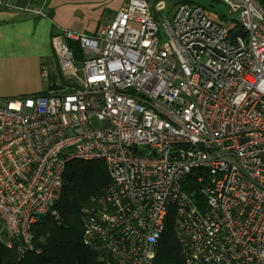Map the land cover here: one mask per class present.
<instances>
[{"label": "built area", "instance_id": "built-area-1", "mask_svg": "<svg viewBox=\"0 0 264 264\" xmlns=\"http://www.w3.org/2000/svg\"><path fill=\"white\" fill-rule=\"evenodd\" d=\"M219 2L223 20L128 0L92 33L52 35L54 86L0 102V244L38 252L67 162L102 160L82 242L104 264H152L170 213L184 264H264V8Z\"/></svg>", "mask_w": 264, "mask_h": 264}, {"label": "trees", "instance_id": "trees-1", "mask_svg": "<svg viewBox=\"0 0 264 264\" xmlns=\"http://www.w3.org/2000/svg\"><path fill=\"white\" fill-rule=\"evenodd\" d=\"M152 1L155 4L163 0ZM256 1L264 8V0ZM218 18L223 20L224 14ZM68 44L80 61L83 55L77 43L68 41ZM63 177L65 185L54 205L56 214L42 216L32 227L33 245L38 252L17 255L0 244V264H104L99 253L83 244L82 236L83 208L92 195L100 193L110 183L105 163L102 160H71L65 166ZM152 264H184L172 213L165 219Z\"/></svg>", "mask_w": 264, "mask_h": 264}, {"label": "crops", "instance_id": "crops-1", "mask_svg": "<svg viewBox=\"0 0 264 264\" xmlns=\"http://www.w3.org/2000/svg\"><path fill=\"white\" fill-rule=\"evenodd\" d=\"M128 0H0V68L15 69L42 80L45 92L58 76L50 39L62 30L92 33L110 22ZM46 66V81L41 75ZM22 91L0 92L10 98Z\"/></svg>", "mask_w": 264, "mask_h": 264}, {"label": "rangeland", "instance_id": "rangeland-1", "mask_svg": "<svg viewBox=\"0 0 264 264\" xmlns=\"http://www.w3.org/2000/svg\"><path fill=\"white\" fill-rule=\"evenodd\" d=\"M182 0H163L164 8L159 12L160 16H167L171 18L177 5L181 3ZM189 4H196L203 7L205 13L212 19H218L219 15L225 13V7L221 3H217L215 0H186ZM152 4L153 1L150 0ZM73 31V30H71ZM77 32V31H75ZM53 54V52H52ZM54 57V56H53ZM55 60V58H54ZM43 71V72H42ZM41 75L46 81L47 71L46 66L41 69ZM55 76H50V84H53ZM42 80H38L32 77L25 76L22 72L15 69L0 68V92H13L22 91L19 94L12 95V97L25 96L33 94V89H41ZM2 98H0L1 102ZM91 122L94 128L100 126V122L95 118H91Z\"/></svg>", "mask_w": 264, "mask_h": 264}, {"label": "water", "instance_id": "water-1", "mask_svg": "<svg viewBox=\"0 0 264 264\" xmlns=\"http://www.w3.org/2000/svg\"><path fill=\"white\" fill-rule=\"evenodd\" d=\"M236 35H244V31L242 29H236L232 32L231 37L233 38Z\"/></svg>", "mask_w": 264, "mask_h": 264}]
</instances>
